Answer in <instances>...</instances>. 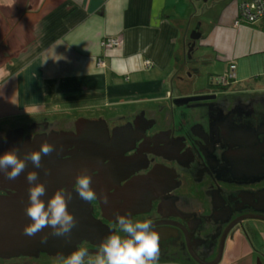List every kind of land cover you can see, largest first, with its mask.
I'll return each instance as SVG.
<instances>
[{
    "label": "flooded vegetation",
    "instance_id": "af4514ba",
    "mask_svg": "<svg viewBox=\"0 0 264 264\" xmlns=\"http://www.w3.org/2000/svg\"><path fill=\"white\" fill-rule=\"evenodd\" d=\"M237 80L238 75L228 82L218 79L185 95H211L206 99L178 97L169 104L86 115L92 126L100 127L91 130L100 135L89 148L105 156L102 164L91 165L97 166L92 181L110 186L114 194L105 205L99 198L92 201L94 215L113 232L119 231L117 213L130 211L134 221L152 220L160 236V259L211 264L220 258V264L230 246L248 236V222L264 221V87L235 86ZM39 124L26 126L24 142L29 136L76 128L72 121ZM105 124L115 145L106 144ZM7 131L0 130V138ZM0 181V195L16 192ZM102 241L85 240L79 247L98 249ZM0 264L64 260L41 252L0 256Z\"/></svg>",
    "mask_w": 264,
    "mask_h": 264
},
{
    "label": "crops",
    "instance_id": "0c3cea01",
    "mask_svg": "<svg viewBox=\"0 0 264 264\" xmlns=\"http://www.w3.org/2000/svg\"><path fill=\"white\" fill-rule=\"evenodd\" d=\"M242 1L208 30L207 20L200 22L201 0H0V130L169 104L195 80L192 41V54L201 40L219 61H235L238 77H251L249 67L238 71L236 59L246 51L237 49L241 35L231 30ZM107 36L119 37L120 45L104 47ZM256 224L247 223L248 236L231 245L220 264H264V221ZM158 264L192 263L161 258Z\"/></svg>",
    "mask_w": 264,
    "mask_h": 264
},
{
    "label": "water",
    "instance_id": "95a60500",
    "mask_svg": "<svg viewBox=\"0 0 264 264\" xmlns=\"http://www.w3.org/2000/svg\"><path fill=\"white\" fill-rule=\"evenodd\" d=\"M194 33H196V30ZM199 37H201L200 33L193 34L194 39H198ZM189 48L188 56L192 57L195 41L189 44ZM190 97L193 99H206L211 97V95L198 94L183 96L180 97V100L187 101ZM72 123L75 124V130L58 131L55 129L52 130L50 135L43 134L41 136H35L33 139L29 136L26 142H24L26 126L9 129L5 136L0 138L1 154L13 147H18L21 157H23L26 152L38 150L41 143L45 140L54 144L55 150L51 155L43 156L42 167L36 169L40 179L47 182V196L44 197L45 200H47L54 191L60 188L72 191L77 174L81 173L84 169H87L91 174L92 170L97 169V166L91 167L93 162L97 161L102 164L105 159L104 154L100 155L97 151H93L89 148L94 145L91 143L92 140H96L94 137L100 135L98 133V135L90 134L96 133L91 132V130H97L100 127L95 128L92 126L93 123L86 119V117H81ZM101 129L106 132L105 136L109 138L108 140L106 139V144L115 145L116 137H110L109 126L105 124ZM99 144L102 143L100 142ZM74 146L76 147L75 149H73ZM99 153H101V151H99ZM68 155H71V157L67 158ZM32 168L33 165L31 162H28V167L25 172L15 181H9L3 174H0V180H5L7 182V184H4L6 186L5 188L16 190L15 193H11L8 196L0 195V256L38 255L41 252H48L52 255L67 257L73 250L78 248L83 241L90 240L96 242L97 239L98 241L104 240L113 232V229L109 227L108 224L94 215L92 202L82 201L76 195L75 191H73V200L69 203V211L74 214L78 223L73 229L70 239L57 238L49 235L47 243H41V236L51 233V229L47 228L43 233H38L34 237L24 235V227L31 223L29 218L25 215V208L29 203V185L25 179V175L27 171L32 170ZM109 170L113 171L115 167L111 166ZM0 184H2L1 181ZM92 187L96 190L98 198L100 196V191L104 192L103 189L106 188L105 194L108 195V200L112 197L114 198V194L109 193L110 186L107 187L100 181H98V183L92 181ZM101 202L105 205L102 199ZM88 250L91 253H95L98 249ZM219 261L220 258L211 264H217Z\"/></svg>",
    "mask_w": 264,
    "mask_h": 264
},
{
    "label": "clouds",
    "instance_id": "9594fccd",
    "mask_svg": "<svg viewBox=\"0 0 264 264\" xmlns=\"http://www.w3.org/2000/svg\"><path fill=\"white\" fill-rule=\"evenodd\" d=\"M55 150L54 144L45 140L38 150L19 155L20 149L13 147L0 155V174L9 180L15 181L28 167L25 179L28 188V206L25 215L31 221L23 229L26 236L34 237L44 230L51 229V233L41 236V243H47L48 236L70 239L78 221L69 211V203L73 200V191L85 202L98 199L96 190L92 187V176L87 169L82 170L75 178L72 191L60 188L47 196V182L40 179L38 171L42 167L43 156H49ZM101 198L108 204V195L101 193ZM115 223L118 232L109 234L98 246L95 253L87 248L78 247L67 257H62L64 264H158L160 259V236L152 220H136L131 212L117 213ZM94 259H89L93 257Z\"/></svg>",
    "mask_w": 264,
    "mask_h": 264
},
{
    "label": "rangeland",
    "instance_id": "374dc122",
    "mask_svg": "<svg viewBox=\"0 0 264 264\" xmlns=\"http://www.w3.org/2000/svg\"><path fill=\"white\" fill-rule=\"evenodd\" d=\"M232 1L234 2L231 3V0H201L200 11L201 13L203 12V15L202 19H200V22L201 20H207L208 22V26L205 25L203 29L206 30L207 26V29L211 30L212 27L220 21V17L223 14L229 13L232 6L235 4V1L238 0ZM228 6L229 8L226 9ZM209 7L212 8L208 10ZM209 16L210 19H207ZM231 30L234 32V34L237 35L239 33L241 35L239 38H237V49L240 47L246 48L245 53H239L240 55H237L239 58L236 59V61H238V64H240L238 71L240 72L242 67L244 69L245 67H249L252 70V74H249L251 77L246 79L242 78V75H239L238 82H236L235 86L254 84L264 87V48L258 47L261 41L255 34V31L259 29L255 25L245 22L243 25H241V27L239 26L238 28L234 26L231 28ZM211 48H213L212 45H201V40H199V45L196 52H194L192 58H189V67L193 68L191 72L195 74V80L189 79L188 84L185 85V91H189V93H196L198 91L197 89L204 88L207 84H209L210 81H212V77L221 75L229 69V65L225 64L221 60H218V52L214 48V51H212ZM204 53H208L209 57H203L202 55ZM210 60H215L216 63H210ZM255 71H259V74L255 73ZM224 82H226V80H224ZM121 108L120 106L116 107V109ZM111 112L112 108H107L103 112H86V114L90 116L100 115L99 113L110 115Z\"/></svg>",
    "mask_w": 264,
    "mask_h": 264
},
{
    "label": "built area",
    "instance_id": "2783aa9c",
    "mask_svg": "<svg viewBox=\"0 0 264 264\" xmlns=\"http://www.w3.org/2000/svg\"><path fill=\"white\" fill-rule=\"evenodd\" d=\"M238 17L234 22L235 27L241 26L243 23L259 24L264 19V0H244L240 3ZM257 30V34L260 38L264 39V24H262ZM121 43V39L117 36H107L103 40L104 47H116ZM259 48L262 47V42L258 45ZM246 48L240 47L238 50H245ZM149 63V61L147 62ZM237 63L233 61L229 66V69L223 75H220L218 79L221 81L226 80V82L234 80L237 78ZM217 79V80H218Z\"/></svg>",
    "mask_w": 264,
    "mask_h": 264
},
{
    "label": "trees",
    "instance_id": "16d2710c",
    "mask_svg": "<svg viewBox=\"0 0 264 264\" xmlns=\"http://www.w3.org/2000/svg\"><path fill=\"white\" fill-rule=\"evenodd\" d=\"M262 24H264V19L261 21V23L259 22V24H256L255 26H261ZM251 25H254V24H251Z\"/></svg>",
    "mask_w": 264,
    "mask_h": 264
}]
</instances>
